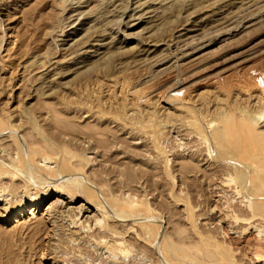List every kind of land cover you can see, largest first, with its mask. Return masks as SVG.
<instances>
[{
  "label": "rangeland",
  "instance_id": "obj_1",
  "mask_svg": "<svg viewBox=\"0 0 264 264\" xmlns=\"http://www.w3.org/2000/svg\"><path fill=\"white\" fill-rule=\"evenodd\" d=\"M0 207V264H264V0H0Z\"/></svg>",
  "mask_w": 264,
  "mask_h": 264
},
{
  "label": "bare ground",
  "instance_id": "obj_2",
  "mask_svg": "<svg viewBox=\"0 0 264 264\" xmlns=\"http://www.w3.org/2000/svg\"><path fill=\"white\" fill-rule=\"evenodd\" d=\"M226 16V15H225ZM258 102V101H257ZM248 149V148H247ZM260 150V149H259ZM245 160V159H244ZM225 186V185H224ZM58 192V191H57ZM48 190H46V191H44L41 195H39L36 199H34L33 201H29V208L26 210L25 209V207L22 205L21 206V208L19 209V213H21V212H23V211H25L26 213H28V215H30V217H34V211H36L37 209H38V207L40 206V201H44L45 200V198L47 197V196H49L48 195ZM57 197L59 196H62V194L60 193V192H58V193H56L55 194ZM49 199V198H48ZM58 204L60 205V203H59V201H57V199L55 198V200L53 201V202H50L49 204L48 203H46L45 205H44V209H43V211H42V213H41V216L44 218V219H46V221H47V219H49V218H51V216L53 217V216H55V215H57L58 213H64V214H68V213H73V212H76V213H78V215H79V213L82 215V213L83 212H85V211H89V208L88 207H84L83 205H79V206H74L75 205V202L74 201H72V200H65V201H63V206H62V204L60 205V206H58ZM0 209H2V210H5L3 207H0ZM78 211V212H77ZM59 215V214H58ZM70 215V214H69ZM76 215V214H75ZM61 216V215H60ZM64 216V215H63ZM93 216H95V212H91V213H89L88 215L87 214H85V217H83V220L81 221V222H83V221H85V223H86V221L88 222V221H90L92 218H93ZM7 217H9V212L7 213H5V214H0V220H6V218ZM64 217H66V215L64 216ZM68 217V216H67ZM96 217V216H95ZM42 219V218H41ZM69 219V218H68ZM53 221V220H52ZM62 221V220H61ZM73 221V220H72ZM80 221V220H79ZM78 221V222H79ZM50 222V221H49ZM78 222H76V223H78ZM81 222H79L80 224H81ZM76 223H75V225H76ZM78 223V224H79ZM252 223V222H251ZM79 224V225H80ZM71 225H73L72 227H75V225L74 224H71ZM78 225V226H79ZM57 226V225H56ZM77 226V225H76ZM61 227H62V225H61ZM77 228V227H76ZM80 228V227H79ZM68 229H69V227H68ZM75 229V228H74ZM78 229V228H77ZM70 230V229H69ZM71 230H73V229H71ZM70 230V231H71ZM68 231V230H67ZM69 232V231H68ZM73 232H76V230H73V231H71V233H73ZM79 232V231H78ZM259 232V231H258ZM63 233V232H62ZM68 235V234H67ZM72 235V234H71ZM251 236V238L252 237H254V242H255V244L256 243H258L257 245H264V243H263V241H261V243H260V239H259V237L258 236H254V234L253 233H251V232H249L248 234H247V236H245L246 238L248 237V236ZM68 236H70V235H68ZM76 236V235H75ZM245 239V238H244ZM253 241V240H252ZM247 242V241H246ZM104 244V243H103ZM104 246H106V249H107V247H108V249H112V250H114V249H116V250H119V251H122L123 249H122V247H120L119 245H115V244H108V243H106L105 242V244H104ZM261 247V246H260ZM105 248V247H104ZM115 251V250H114ZM261 261V260H260Z\"/></svg>",
  "mask_w": 264,
  "mask_h": 264
}]
</instances>
